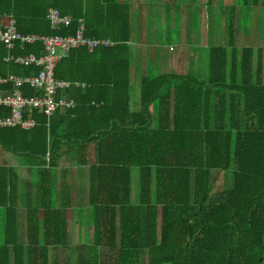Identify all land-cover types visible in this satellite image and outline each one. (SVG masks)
I'll list each match as a JSON object with an SVG mask.
<instances>
[{
    "label": "trees",
    "instance_id": "obj_1",
    "mask_svg": "<svg viewBox=\"0 0 264 264\" xmlns=\"http://www.w3.org/2000/svg\"><path fill=\"white\" fill-rule=\"evenodd\" d=\"M238 6L252 11L264 0ZM49 7L69 24L51 28ZM5 17L19 33L60 36L73 35L80 19L84 36L114 44L72 47L55 63L54 77L70 83L57 94L73 107L48 117L31 110L29 129L0 127V157L22 159L29 174L0 162V264H264L263 58L261 47L235 44L234 18L227 42L207 48L205 78L143 75L134 100L127 3L0 0ZM41 52L40 41L0 43V77L35 74L39 67L9 57ZM11 89L0 83V91ZM20 90L36 93L27 83ZM69 154L83 168L91 234L67 243L72 165L60 164ZM218 170L230 180L214 193Z\"/></svg>",
    "mask_w": 264,
    "mask_h": 264
},
{
    "label": "rangeland",
    "instance_id": "obj_2",
    "mask_svg": "<svg viewBox=\"0 0 264 264\" xmlns=\"http://www.w3.org/2000/svg\"><path fill=\"white\" fill-rule=\"evenodd\" d=\"M218 1L213 0L212 3L204 4L199 3L198 0H146L144 9L149 4L148 9L153 12L151 15H141L138 6L131 8L135 11L134 15L132 13L129 15V31L133 42L139 40L143 31L147 34V39L144 38L145 42L142 44L143 47L139 52L132 53V63L138 61L137 63L140 64V68L145 75H155L164 71V61L167 55L179 53L182 59L181 70L183 73L197 75L195 61L198 58L203 59L202 56L209 45L227 42L226 29L228 23L231 18L238 17L237 33L239 38H234V42L240 45H251L256 41V45L261 47L260 54L263 58L262 80L264 82V6L256 7L252 11L251 8L235 6L233 14L230 6H222ZM256 33L258 37L255 36ZM153 36H155L154 40ZM151 44L154 45L151 46ZM168 47L172 50H168ZM171 72L179 73L180 71L171 70ZM135 77L136 73L133 71L131 80L134 81ZM133 90L136 91L132 88L131 92H135ZM2 158L13 165L19 175L28 178L29 174L22 169L24 164L22 159L5 156ZM60 165L75 167L71 154H69L67 160L64 158ZM75 172L73 168V190L70 199L74 206L70 207L67 218V243L70 240L77 242L83 239L86 241L91 234L90 209L84 206L85 176L83 173ZM228 176L223 171L213 172L212 190L214 193L219 192L229 182L230 177ZM56 181H61L59 173ZM136 194L137 169H132L130 178L131 202L136 201ZM20 223L21 218L18 217V225L22 228ZM54 252L58 256L57 251ZM141 264H143L142 258Z\"/></svg>",
    "mask_w": 264,
    "mask_h": 264
},
{
    "label": "built area",
    "instance_id": "obj_3",
    "mask_svg": "<svg viewBox=\"0 0 264 264\" xmlns=\"http://www.w3.org/2000/svg\"><path fill=\"white\" fill-rule=\"evenodd\" d=\"M45 16L51 28H57L59 25L67 26L70 22L68 15H60L51 7L47 8ZM83 30L82 21L78 19V26L73 35L22 34L16 30L11 17L0 19V43L6 48H10L16 41L19 43L40 41L42 45V52L39 55L28 53L9 57L16 64L34 65L39 67V70L28 76L8 73L5 77H0V83L10 82L12 85L10 91H0V107L7 109V113L0 116V127L17 126L21 129H29L35 125L31 110H37L48 117L55 110L73 107L72 98L62 92L57 94L58 90L69 87L70 83L54 77L55 63L72 47L82 46L87 51H92L98 46L114 44V41L108 38L84 36ZM23 83L35 88L36 93L32 95L21 93L20 87Z\"/></svg>",
    "mask_w": 264,
    "mask_h": 264
},
{
    "label": "crops",
    "instance_id": "obj_4",
    "mask_svg": "<svg viewBox=\"0 0 264 264\" xmlns=\"http://www.w3.org/2000/svg\"><path fill=\"white\" fill-rule=\"evenodd\" d=\"M119 2H124V3H127V5L129 6V15L130 13H132L133 15L135 14V11H133L131 8H134V6H138L140 8V14L141 15H151L153 14L152 10L149 11L150 9H148L149 7V4L148 7L146 9H144V6L146 5V0H141L140 2H138L139 0H117ZM131 1V2H130ZM218 1V0H215V2ZM199 3H204V4H208V3H212L213 0H198ZM218 2H220L223 5L225 6H238V0H219ZM159 11V10H158ZM134 12V13H133ZM158 14V12H157ZM157 22V19L155 20ZM234 21L236 23V26H235V32H234V38L237 37V39L239 38V35H238V31H237V27H238V17L234 18ZM146 26V25H145ZM255 36H257V33L255 34ZM147 37V34L145 31H143L142 35L140 36L139 40H135L136 42H133L132 40V37H130L129 41H128V45H129V53H130V56L132 55V53H135V52H139V50L141 49V47H143V43L145 42L144 38ZM258 37V36H257ZM155 36H153V40H154ZM256 41L254 44H251V46H253V48H260L259 45H256ZM154 44H151V46H153ZM147 47H150V46H147ZM207 48L206 47V50H205V53L204 55L202 56L203 59H197L195 61V64L197 65V71H196V76L199 77V78H205L206 76V65H207ZM168 50H172L170 47H168ZM167 57V58H166ZM165 58V61H164V66H165V69L164 71H161V72H168V71H171V70H177V71H180L179 73H183V71L181 70L182 67H181V55L179 53H175L173 55H167ZM140 58V57H138ZM138 61H136V63H132V60H131V67H130V70H131V73H130V78H131V75H132V72L134 71L136 73V77L134 79V81L131 80V84H130V97L132 99H136L137 97V94H138V88L135 86V83L137 82V80L145 75V73L142 71V69L140 68V64L137 63ZM156 66V65H155ZM182 71V72H181ZM133 82V83H132ZM133 86V87H132ZM134 88L136 89L133 90L135 92H131V89ZM1 156V155H0ZM4 157V156H2ZM1 160H4L3 158L0 157V162ZM7 161V160H6ZM76 167V166H75ZM71 167L72 169V173H73V168L74 170L77 172V173H83L82 171V167L81 166H78V167ZM75 172V173H76Z\"/></svg>",
    "mask_w": 264,
    "mask_h": 264
}]
</instances>
